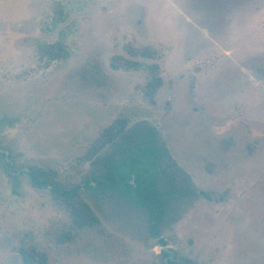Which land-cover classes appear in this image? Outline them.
<instances>
[{"label":"rangeland","instance_id":"obj_1","mask_svg":"<svg viewBox=\"0 0 264 264\" xmlns=\"http://www.w3.org/2000/svg\"><path fill=\"white\" fill-rule=\"evenodd\" d=\"M58 5L69 18L54 27ZM62 29L71 56L45 67L36 42ZM126 44L159 53L154 102L147 70L110 66ZM118 118L125 137L86 160ZM147 128L175 193L158 236L144 208L86 185ZM0 150L14 174L0 155V264L30 246L49 264H264V0H0ZM33 167L79 186L100 223L76 228Z\"/></svg>","mask_w":264,"mask_h":264},{"label":"trees","instance_id":"obj_2","mask_svg":"<svg viewBox=\"0 0 264 264\" xmlns=\"http://www.w3.org/2000/svg\"><path fill=\"white\" fill-rule=\"evenodd\" d=\"M54 15V27L62 26L69 18L66 7L62 5L55 8ZM65 33L66 30L62 29L58 39L54 42L40 40L36 42V55L43 66L48 67L54 62L66 61L71 56ZM124 50L125 55H115L111 58V68L125 71L147 70L149 79L143 92L149 100L154 102L157 91L163 85V78L160 74L161 67L159 63L155 62L159 57L158 51L153 47L140 48L133 44H126ZM148 61L153 62L148 63ZM128 122V119L118 118L106 128L90 146L89 153L85 157L86 160L92 161L101 151L115 143L118 138L125 137L124 133ZM142 131L135 133L134 138L130 139L131 144L127 146L130 156L121 158L114 163L116 167L113 168V171L101 176H94L87 181L86 185L90 189L111 187L134 205L144 208L150 218L149 231L153 236H158L159 222L165 215L170 200L175 197V193L170 192L171 190L165 186L168 180L165 179L159 163L163 150H154L155 129L147 128L144 129V132ZM0 155L4 157L9 174L14 175L11 172L12 163L7 153L0 150ZM25 172L35 188L48 189L62 199L76 228L86 230L100 223L93 208L81 197L79 186L67 188L64 183L58 180L55 171H47L40 167H33ZM106 183L107 185L101 186ZM70 237L71 235L67 234L66 238ZM160 243L162 246L167 245L163 239L160 240ZM20 253L23 264H49L47 253L39 250L36 246L23 248Z\"/></svg>","mask_w":264,"mask_h":264},{"label":"flooded vegetation","instance_id":"obj_3","mask_svg":"<svg viewBox=\"0 0 264 264\" xmlns=\"http://www.w3.org/2000/svg\"><path fill=\"white\" fill-rule=\"evenodd\" d=\"M8 155V154H7ZM167 246V245H166Z\"/></svg>","mask_w":264,"mask_h":264}]
</instances>
